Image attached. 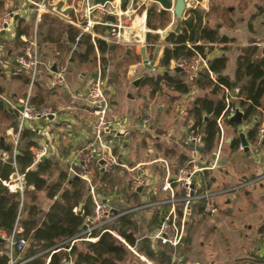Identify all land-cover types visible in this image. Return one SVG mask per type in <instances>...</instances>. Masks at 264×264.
<instances>
[{"label":"crops","instance_id":"crops-1","mask_svg":"<svg viewBox=\"0 0 264 264\" xmlns=\"http://www.w3.org/2000/svg\"><path fill=\"white\" fill-rule=\"evenodd\" d=\"M66 1L62 0L57 9L66 12V8L61 7L65 5ZM21 2H24V0H0V17L5 12L6 5L16 8L21 6ZM120 2L121 0H117L114 4L120 5ZM107 6L109 5L101 8H106ZM120 7L121 5L119 6V11L121 12ZM193 10L203 14L201 19L202 26L215 28L220 36L230 40L224 44L214 45V52L210 54V58L227 57L228 62L223 72L224 76L233 80L237 57L245 47H257L258 54L254 59L264 60V0H195V8ZM169 13L171 15V23L162 30L164 35L162 36L155 32V34L160 36L161 40L168 33L178 30L177 27L175 31H172L171 27L174 18L172 13ZM188 17V15H185L184 20ZM117 21L115 19L114 22ZM20 23L21 29L26 30L27 33L17 35L16 27ZM38 27L35 29L31 18H18L11 33L0 34V98H5L9 105L8 109L16 112L15 115L13 112L3 109V105L6 104L0 101V139L5 137L8 142H14L16 133H14V128L11 127L7 121L8 117L5 115L13 119L17 126L18 111H15L13 107H20V103L28 96L29 92L30 96L40 95L44 98L46 97V102L49 99H51V102L53 100L51 107L55 116L52 120L31 122L26 129H30L35 133L38 148L41 146L46 147V153L43 157L54 162L55 178L60 172L67 173L69 161L74 151L81 147L90 137V125L94 121V116L91 110L85 106V97L98 68L102 69L101 56L98 50H95L94 57H91L87 62L81 63L76 57V53H74L75 50L78 52L77 49L79 47L76 48V46L68 44L65 34H63L62 41L58 42L55 40L56 43L43 42V37L40 34L37 38V53L38 57L41 56V59L39 58L40 65V61L43 60L42 71L40 72L41 78L30 91L29 84L26 83L27 80L29 81L28 76L21 70L20 66L16 67L14 63L18 57L33 49L32 43L35 34L37 37ZM74 27L78 28V30L80 29L77 25H74ZM147 33L153 32L145 31L141 35H136L134 39L131 38L132 41L129 36H126V39H114L110 43L102 39L110 45L106 57L105 73L102 75V78L105 79L106 77L105 92L110 105L109 116L123 121L126 127L124 133H116L115 135H109V137L114 139L115 147L113 151L117 155L119 162L129 169H133V172L127 173L121 168H117L119 170L117 173L119 176L118 181L115 183V179H113L111 184L106 183L107 188L114 190L113 195L101 192V186L96 187V194H99L102 200L110 199L113 207L118 210L127 209L158 198L160 195L159 188L165 176L169 173L172 178V174L181 165L180 159H187L190 154L191 147L186 145L185 141L192 126V118L189 112L195 101L199 98L215 97L211 94L210 89L200 88L198 83H188L187 85H192L189 86L190 90L186 94H178L167 88L166 91H162L160 94L155 93L153 97H150V88L142 85L144 78L157 77L160 74L172 76L180 73L183 80L185 77L182 72H175V69L178 68L177 62H172L169 70L160 66L163 52L161 46H157L160 51L156 61L151 66L156 65L157 69L148 70L144 67L141 59V49L145 48L148 61L152 63L157 48L152 49L150 45L145 43ZM65 50L72 55L68 56L65 63H63L65 54L62 52ZM80 51L81 49H79ZM60 66L66 69L65 84L64 87L53 90L51 89V80L55 72H52V69L53 67L57 69ZM141 78L139 86H134V83ZM160 86L159 88L161 89ZM159 98H163L165 101L158 103ZM258 112L260 117L254 118V121L259 119V121L264 122V98L262 99V107L258 109ZM145 118H149L151 121L149 128L146 130L138 129ZM242 126L246 138L247 132L253 126V123H242ZM236 136L238 137L237 130L227 123H223L222 145L220 144V137H218L215 151L210 155L208 161L205 160V156L202 153L201 158L205 163L211 164L214 161L212 156L216 155L219 145H221L220 153L218 154V164L214 170L206 172L208 173V179L204 181L207 186L211 184L208 189L214 193L240 181L247 182L264 173V149H255L249 144L248 153H245L240 148L236 151H231L229 146ZM135 140H138L136 144ZM229 140L231 141L228 144ZM167 167L168 171L166 170ZM210 172H215L216 174L211 175ZM97 174L98 172L93 169L91 182L96 179ZM132 174L136 176L142 175L146 182L143 189H139L136 195L129 196L128 183L129 179L134 177ZM115 176L114 174L113 177ZM201 177L199 175L197 178L201 179ZM47 201L49 203H47L46 209L52 203L48 199ZM240 201L244 202L241 207L239 206ZM234 203L235 209L225 208L221 210L216 205L218 209L216 215L199 213L197 209L193 210L192 218L196 229L191 235V243L184 253L183 264H188V255L193 252L192 244L195 233L205 221L209 224L208 226L213 231L212 233H217L221 223H226L229 220L227 228L230 227V229L229 232H226L228 238L223 235L225 232L220 234V236L223 235L225 238L222 241L225 244L227 242L230 252L225 261L217 258L214 261L205 260L203 261L204 263L244 264L245 262L252 264L248 259L264 260V180L252 188L235 194L231 199L226 197L225 205L230 207L229 205ZM236 214L238 218L236 221L241 222L239 228L237 227V222L232 220ZM138 216L136 217L137 223H142L143 231H147L146 233L148 234L152 233L153 230L155 231L158 225L157 213L143 212ZM187 224H190V220ZM186 234L187 230H185ZM259 239H262L261 243L258 242ZM203 245L204 243L201 242L199 248L203 249ZM219 246L220 244L216 240L214 247ZM258 251L260 255L256 256ZM142 260L145 261L143 258ZM203 262L201 261L197 264H203Z\"/></svg>","mask_w":264,"mask_h":264},{"label":"trees","instance_id":"trees-1","mask_svg":"<svg viewBox=\"0 0 264 264\" xmlns=\"http://www.w3.org/2000/svg\"><path fill=\"white\" fill-rule=\"evenodd\" d=\"M134 3L138 0H132ZM127 0L121 3V11L126 8ZM189 16L179 26L175 32H170L161 40L158 34L147 33L145 43L150 45L152 49L157 46L162 47V57L160 66L169 70L172 62L190 61L199 54L208 61V71L216 75V82L211 81L208 71L202 72L198 80L200 88H208L214 98H199L195 101L194 106L190 110L192 118V126L190 130H197L203 137V155L205 159L215 151L216 143L219 137V128L217 120L226 109L224 102V93L222 87L232 90L233 84L235 89H239V94L235 97L238 101L231 104L232 108L237 107L243 114V123L253 126L248 130L246 140L250 145L257 141V131L261 125L258 109L262 107V99L264 98V60H256L258 48L251 46L241 50L237 57L233 80L223 75L227 65V57H213L214 45H220L229 42L226 37L219 35L217 29L209 28L201 25L203 14L197 10L188 11ZM146 28L150 32L164 30L171 23V15L167 11H163L152 4L145 11ZM105 21L114 23L113 17H106ZM47 23V27L45 24ZM54 20L50 16L45 15L38 27L37 38L42 35V41L48 43H56L52 34L54 33ZM103 22L100 28L102 35H105L109 28ZM102 25V23H101ZM137 24L136 27H138ZM45 27L46 32L43 28ZM66 31H62L66 35V42L76 46V38L80 36V31L66 25ZM96 26L93 28L95 33ZM17 35L27 33L21 29V23L16 27ZM97 31V30H96ZM101 35V36H102ZM80 45L77 49L76 57L83 63L94 57L95 50H98L101 56V72L105 73L107 65V55L110 45L101 38H92L90 35H82ZM192 46L188 48L187 46ZM115 48V47H114ZM79 49L81 51L79 52ZM196 53V54H195ZM161 82H165L166 87L178 94H186L189 92L191 85L184 83L180 74L160 75L157 77H146L142 81L143 86L151 89L150 97H153L160 89ZM26 83L29 84L27 80ZM46 98V97H45ZM40 95L30 96V104L39 107L46 103V99ZM53 110V108L51 109ZM7 121L17 132V126L8 115ZM224 123L236 129V126L224 119ZM16 127H15V126ZM14 142H8L5 137L0 139V233L10 234L17 224L22 232L17 235L18 239H23L26 246L22 251L15 255V264L26 261L25 264H120L125 261L128 250L113 236L105 233L100 235V231L92 232L91 236L99 237L96 242L83 241L84 237H79L84 226V221L92 215L93 200L88 193V188L84 181L75 176H70L66 172H60L54 178V162L48 159L34 163L33 151L38 148L35 133L30 129H24L20 132L18 143L16 146L15 168L1 157L2 153H6L9 159L13 155ZM240 141L236 136L230 144L231 151L238 150ZM186 161L185 158L180 159L182 165ZM117 168L113 167L103 172L97 164L93 169L98 172L95 177L101 185L100 191L113 195L114 190L107 188L106 183L113 182V175ZM120 169V168H119ZM15 170L22 176L24 183L23 205L20 209V193L12 192L5 186L4 182H9ZM120 173V172H119ZM201 182L208 179V173H204ZM209 186L206 187H210ZM43 192L46 199L52 203L48 209L41 211L37 205L36 194ZM107 196V195H104ZM199 213L203 212L202 206H195ZM77 208V211L73 210ZM190 216V224H187V234L184 236L181 244L176 248L162 246L153 243L148 239H144L137 244L135 230L137 229V218L135 215L124 216L116 222L110 224L108 228L121 237L126 244L131 247L138 248L137 253L146 260L156 262L158 259L166 260L167 264H171L175 258V264L184 263V253L191 243V235L196 228L195 222ZM188 220V221H189ZM194 224V225H193ZM193 228V229H192ZM192 230V231H191ZM78 239V240H77ZM81 240L84 243L82 249L77 244ZM68 241H72L67 243ZM65 243L68 244V250H65ZM166 247V248H165ZM45 251V255L40 253ZM54 252V253H51ZM175 256L173 257V254ZM9 257L6 255V243L0 242V264H9Z\"/></svg>","mask_w":264,"mask_h":264},{"label":"built area","instance_id":"built-area-1","mask_svg":"<svg viewBox=\"0 0 264 264\" xmlns=\"http://www.w3.org/2000/svg\"><path fill=\"white\" fill-rule=\"evenodd\" d=\"M24 2H27L29 7L23 8L21 5L20 7L13 8L12 6L6 5V10L0 17V34L11 33L18 18L24 19L30 17L33 20L35 29H37L43 16L45 15L53 18H66V16L63 15L64 11L57 9L58 3L56 0H24ZM85 6L84 12L85 14L87 13L89 18L91 12L97 7L92 5L91 0H87ZM65 8L67 9V7ZM127 13V10L119 12L121 19L115 24L105 23V25L109 26L111 29L107 36L102 38L103 40L109 41V37L116 40L126 39L125 31L129 28L127 25ZM68 23L70 25H75L71 22ZM133 23L140 24L138 25L139 30L146 31L145 13H143L140 17H137L135 22H132V24ZM90 26H92L90 23H88L87 26L86 24L83 26L84 28H82V33L75 40L76 43L86 32L89 33L93 39L97 37L95 34L88 32ZM134 38L135 37H132V39ZM32 46V50H28L23 56H20L15 60L21 70L28 75L30 89L35 84V78L39 67L36 34L34 36ZM187 47L191 48L192 46L188 45ZM207 61L208 60L206 58H202L199 54H196V57L190 61H180L177 67L181 69V72L185 77L184 83H193L196 79H198L200 72L208 71ZM208 73L211 81L216 82V75L210 73L209 71ZM65 76V67H58L54 73L53 79L51 80V89L54 90L64 87ZM103 82L101 68L99 67L96 75L88 87V93L85 97V106L91 110L92 115L94 116V121L90 125V137L81 147L74 151L67 169L68 175L75 176L86 183H90L89 179H91L93 166L96 164L100 166V161L103 162V166H100L103 172H106L113 167H119L125 171L133 172V169H129L127 166L119 162L117 155L113 151L115 143L114 139L110 138L109 135L124 133L126 131V127L123 121L113 119L109 116L110 105L103 87ZM222 89L226 109L217 120L221 145L223 143L221 137L223 135L224 119H229L234 115L237 107L236 109L232 108L231 104L239 100V98L235 97L239 94V89H232L230 91L224 87H222ZM2 99L8 103L5 98ZM29 100L30 95H28L20 103V107H22L23 110L21 112L18 111L17 132L13 143V155L11 157L13 160L12 166L14 168L16 146L20 132L26 129L28 124L31 122L47 120L49 116H55L50 108L46 106L36 107L30 104ZM13 108L17 111V107ZM150 124V119L145 118L142 120L138 129L146 130L149 128ZM185 144L189 146L192 145L190 154L188 155L186 161L176 169L174 174H172V178L169 173L165 176L159 188L160 195L156 199L148 200L127 209L118 210L113 207L110 199H98L97 194L95 195L94 193L95 189L93 186L89 185L90 195L95 207L93 214L85 219V229L82 230L79 237H84L83 240L87 242H96L99 237L93 238L91 234L92 232L99 230L100 235L107 233L113 236L119 240L125 248L127 247L132 253L137 255L134 249L126 244V242L115 232L111 231L108 226L124 216L135 215L136 217H139L138 215L143 212H153L158 214L157 228L152 233L147 235L145 234L144 238L153 243H158L162 246L176 249L184 239L186 225L193 210L196 208L195 206H202L204 214L216 215L218 213V209L214 200L217 195L225 196L227 199H230L235 194L246 190L250 186L261 183L264 180V173H262L247 182L240 181L241 183H235L231 186L224 187L217 193H214L206 187L207 185L205 182L203 184L197 177H199V175L203 176L205 172L215 169L218 164V154L220 153L221 145H219L215 155L216 159L211 162V166H208L209 163L201 165L202 162L204 163V160L201 158L202 155L197 151V149L203 148L202 134H200L197 130H190L186 137ZM252 146L255 149H264V122H262L259 126L257 131V141ZM239 148L242 149L241 146H239ZM45 153V146L35 149L33 151L34 163H38ZM1 157L4 160H9L6 153H2ZM166 170L168 171V167ZM145 182V178L142 175L131 177L128 183L129 196L136 195L139 189H143ZM3 186L12 192L20 193L21 209L23 205L24 193L22 176L15 170V173L12 175L10 181L7 183L4 182ZM73 211L76 212L77 209L75 208ZM20 232H22V230L16 224L10 234L0 233V238L6 243V255L9 257V264H15L13 262V257L15 258L16 253L22 251L26 245L25 240L17 238V235ZM69 242H71L70 244H73L72 241H68L67 243ZM67 243L64 244L65 250H68L69 247ZM28 261L29 260L21 261L18 264H25ZM48 262L49 258H47L46 264H48Z\"/></svg>","mask_w":264,"mask_h":264},{"label":"rangeland","instance_id":"rangeland-1","mask_svg":"<svg viewBox=\"0 0 264 264\" xmlns=\"http://www.w3.org/2000/svg\"><path fill=\"white\" fill-rule=\"evenodd\" d=\"M56 1H57L58 5L60 6V3H62L61 2L62 0H56ZM86 2H87V0H67L65 2V5L61 6V7H67V9L65 10L66 12L65 13L63 12V15L66 16V18H63V17H58V18L50 17V18H52L54 20V23H53L54 33L52 34L54 40H57L58 42L59 41H62V39L64 37V35H63L64 33L62 31L63 30L66 31V28H65L66 25H69V26H73L74 27V25H70L68 22H71L72 24H75V25L79 26L80 27V29H79L80 33H82V28H84L83 26L85 24L87 26L88 23H90L92 26H90L88 32H90L92 34H95L97 37H99V38L102 39V38H104V37L107 36V35H102V32L100 30V28H102L104 26L103 25V22H105V18L108 17V16H110V17H113L114 19H117V20H120L121 19L120 16H119V12H120L119 11V6L123 2V0H121L120 5L119 4H117V5L113 4V5L107 6L106 8H99V7H97L96 9H94L91 12L89 18H88L87 13L85 14V12H84V8L86 7L85 6L86 5ZM21 5H22L23 8L29 7V5H28L27 2H21ZM150 5H152V3H150V2H148L146 0H138L135 3L133 1L131 2V0L130 1L127 0L126 8L124 10H122V11H126V10L128 11L126 17L128 19L127 25H128L129 28L126 29V31H125L126 32V35L125 36H129V39L131 41H132V39H131L132 37H135L136 35H141V34H143L145 32V31L139 30V28L136 27L137 23H135L134 25H132V22H135V20L137 19V17H140L143 13H145V11L150 7ZM157 7L160 9V7L158 5H157ZM28 18H30V17H28ZM101 23H102V25H101ZM115 23L116 22H114L112 24H115ZM95 26H96V29H95V33H94L93 32V28ZM45 27H47V23L45 24ZM45 27L43 28L44 32H46ZM110 29L111 28H109V30H108L107 33H109ZM146 31H149V30L146 28ZM156 32H158L162 36L164 35V31H162V30H158ZM152 34L154 35L155 32H153ZM84 35H88L89 36V33L86 32V33H84ZM108 40H109V43H110V41L111 42L114 41V39L112 37H109ZM213 48H214V46H213ZM62 53L65 54V56H64L65 60L63 61V63H65L66 58L68 56L72 55V54L69 51H66V50L63 51ZM122 55H123V53H122ZM39 58L41 59V56H39ZM42 61L43 60L40 61L41 62V65L39 64V67H38L37 75H36V78H35V80H36L35 83L36 82L38 83L40 81V78H41L40 72L42 71ZM155 66L151 67V69H153V70L157 69ZM140 73L142 74V72H140ZM160 75H162V74H160ZM102 79L104 81L103 82V87L105 89V87H106V83H105L106 77H105V79L104 78H102ZM160 87H161V89L159 88L160 90L157 92L158 94L162 93V91H166V89H167L166 84L164 82L161 83V86ZM30 91H31V89H30ZM150 91H151V89H150ZM147 93L149 95V91ZM28 95H30V92H29ZM164 101L165 100L163 98H159L158 99V103L164 102ZM52 102H53V100H52ZM52 102H51V99H49V101L46 102L44 106L52 109V107H51L52 106ZM51 111H53V110H51ZM137 142H138V140H135V144ZM205 160L208 161L207 158ZM201 165H205V161H204V163L202 162ZM208 166H211V164L209 163ZM125 172L130 173L128 171H125ZM117 173H118V171H116V173H115V175H116L114 177L115 183L119 179V176H118ZM137 174H138V171H137ZM210 174L211 175L212 174L215 175L216 173L215 172H210ZM133 176L136 177V175H133ZM95 180H97V179H95ZM95 180H93L92 182L90 181V183H86L85 181L84 182H85L86 186L89 189H90L89 185L93 186V188L95 189L94 193L96 195V187L97 186H101V185L99 184L98 181H95ZM238 183H241V182H238ZM255 185H253V186H255ZM253 186H250L249 188H252ZM89 194H90V192H89ZM36 197H37V205H38V207L40 209H42V210L46 209L47 208V203H49V202L47 201V199L45 197V194L43 192H40V193H37L36 194ZM97 197H98V199L100 198L99 197V194H97ZM215 201H216L217 207H219V209H221V210H223L225 208H234V209L236 208L234 206L235 203L229 205L230 207H228V205H225V202H226V197L225 196H218V197L215 198ZM242 204H244V202L243 201H240L239 206L241 207ZM94 207H95V205L93 203L92 214H93V211H94ZM232 220H235V222H237V227L239 228L240 225H241V222L236 221V220H238L237 214L233 216V219ZM208 225L209 224H207V221H205L203 223V225H201V226L198 227L197 232L195 233V237L193 239V244H192L193 245L192 246L193 252L188 255V258H189L188 264H197V263H199L201 261L203 262L205 260L214 261V260H217V258L219 260H222V261H225L226 260V257H227V255L229 254L230 251H229V247L227 246V242L225 244L222 241V239L223 240L225 239L223 237V235L228 238V234H226V232H229V229H230V227L227 228L229 226V220L226 223L225 222L221 223L220 227L217 230V233H212L213 231H211L209 229V226ZM143 228L144 227H143V225L141 223V224H138L137 225V229L135 230V237H136L137 242H138L137 244H139L141 241H143L145 239L144 238V235L145 234L146 235L148 234V233H146L147 231H143ZM220 234H223V235L220 236ZM216 240L220 244L219 247H214V242ZM83 241L79 240L78 243H77L79 245V248L80 249H82L84 247V244H83L84 242ZM201 242L204 243L203 249H200L199 248V244ZM258 242L261 243L262 242V239H259ZM212 247H214V248H212ZM132 248L137 253L138 248H136V247H132ZM126 249L128 250V255L126 256L125 261L122 262V263H120V264H167L166 263V260H164V259H158L156 262L151 261V260H148V259L147 260L145 259V261H146L145 262V261L142 260L143 256H141V258H140V255L138 253H137V255H135L127 247H126ZM256 253L258 254L256 256H259L260 255L259 254V251L256 252ZM175 254L176 253L173 254V257L175 256ZM40 255H45V251L42 252V253H40L39 256ZM176 261L177 260L174 258L172 260L171 264H175ZM13 262L14 263L16 262V259L14 257H13ZM203 264H208V263H204L203 262ZM244 264H247V263L244 262Z\"/></svg>","mask_w":264,"mask_h":264},{"label":"water","instance_id":"water-1","mask_svg":"<svg viewBox=\"0 0 264 264\" xmlns=\"http://www.w3.org/2000/svg\"><path fill=\"white\" fill-rule=\"evenodd\" d=\"M92 1V5L94 7H105L106 5H113L116 0H91ZM149 2H152L156 5H158L160 7L161 10L163 11H167V12H171L174 18L173 21V25L171 27L172 31H175L177 29V27L184 21V17L185 15H187L188 11L193 10L195 8V0L193 1H188V0H147ZM80 45V41H78L76 48H78ZM160 51V48L157 47L156 48V53L155 56L153 58V62L149 63L148 58L145 54V48L143 47L141 49V59H142V64L144 65V67L146 69H151L152 64L156 61L157 57H158V53ZM74 53H77V51L75 50ZM14 65L17 67L18 64L15 62ZM55 68L53 67L52 72H55ZM176 73H180L181 69L180 68H176L175 69ZM202 74V72L199 73V77ZM198 79L196 80V83H198ZM141 79H138L135 83L134 86H138V84L140 83ZM235 84H233L232 89H235ZM106 93V92H105ZM0 101L5 102L2 98H0ZM6 105H3V109L8 110L9 112H13L16 115V112L12 111L11 109H8V104L5 102ZM23 109L22 107H17V111L21 112ZM16 111V110H15ZM53 116H49V120H52ZM229 122L233 123L236 126V130H237V134H238V139L240 141V146L242 147V150L245 153H248L249 150V143L246 141L245 135L243 133V114L239 109L235 110V113L232 117H230L228 119ZM231 140H229L227 143L229 144ZM190 147H192V145H190ZM198 153H200L202 155L203 153V149L199 148L197 149ZM45 157H42L40 159V161L45 160ZM212 159L215 160L216 157L215 155L212 156ZM8 162L10 164L13 163V160L10 158L8 160ZM100 166H103V162L100 161L99 162ZM85 229V226L82 227V230ZM0 242H3V240L0 238ZM250 263L252 264H264V260L263 259H248Z\"/></svg>","mask_w":264,"mask_h":264}]
</instances>
